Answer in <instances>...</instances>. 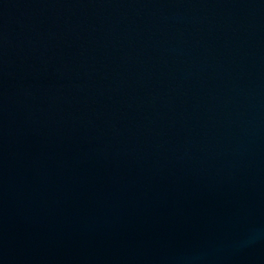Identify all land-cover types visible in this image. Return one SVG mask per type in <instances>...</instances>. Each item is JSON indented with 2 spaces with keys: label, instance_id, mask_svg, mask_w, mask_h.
Instances as JSON below:
<instances>
[{
  "label": "water",
  "instance_id": "1",
  "mask_svg": "<svg viewBox=\"0 0 264 264\" xmlns=\"http://www.w3.org/2000/svg\"><path fill=\"white\" fill-rule=\"evenodd\" d=\"M0 264H264V0H0Z\"/></svg>",
  "mask_w": 264,
  "mask_h": 264
}]
</instances>
